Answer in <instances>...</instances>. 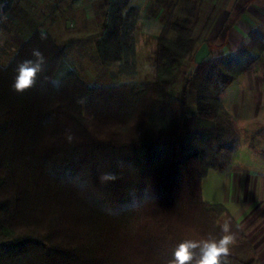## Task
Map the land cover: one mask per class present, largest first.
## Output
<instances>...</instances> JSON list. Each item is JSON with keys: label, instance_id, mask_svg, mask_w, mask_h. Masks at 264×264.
<instances>
[{"label": "trees", "instance_id": "obj_1", "mask_svg": "<svg viewBox=\"0 0 264 264\" xmlns=\"http://www.w3.org/2000/svg\"><path fill=\"white\" fill-rule=\"evenodd\" d=\"M171 12L175 34L157 37L148 81L135 78L140 7L131 0H111L94 42L111 85L88 83L69 45L42 29L0 62V264H170L180 242L219 238L225 221L236 234L227 264L259 263L236 215L206 200L203 182L232 166L240 136L223 94L264 56V34L259 53L248 41L197 64L199 15ZM33 49L45 69L16 92L15 69Z\"/></svg>", "mask_w": 264, "mask_h": 264}, {"label": "rangeland", "instance_id": "obj_2", "mask_svg": "<svg viewBox=\"0 0 264 264\" xmlns=\"http://www.w3.org/2000/svg\"><path fill=\"white\" fill-rule=\"evenodd\" d=\"M196 1L198 3H195L193 8L191 6L189 8V5H191L189 3L191 2L190 0H153L149 10L153 14H158L160 6L166 7L165 10H162L160 17L157 15L164 26L161 34L165 33L168 36H173L175 32L169 24V16L172 15L171 10L174 9L175 4L186 3L188 5L187 9L183 6V10L177 12V14L183 16L188 11H192V13L194 11V14L199 15V22L194 31L198 48L201 46L202 41L205 40L209 48L211 47L210 50L213 51L211 56L220 59L222 55L228 53L223 52L221 49L226 41L227 28L233 25L234 17L232 16V11L230 12L231 15L225 10V0H213L215 9H213L214 11L209 10L211 12L208 14L207 10L211 2L208 3L207 0ZM110 2L111 0H0V8L2 9L7 3L9 4L6 14L0 15V62L6 64L10 60L12 53L17 49L12 47L16 44L14 40L19 41L25 36L23 35L19 39L16 35L15 39L14 33L21 31L22 34V30L37 28L44 24L45 27L43 28L47 27V29H50L52 27V34L55 38L69 45L68 54L77 62L80 72L88 83L92 85L113 84L114 81L110 71L107 72V68L99 63L94 47L95 40L102 33V24ZM184 3L181 5H184ZM55 5L59 7L58 10L53 8ZM211 21L213 22V27H221L220 31L210 32L204 37L199 30H203V26ZM255 31L253 30V35L245 42L249 41L250 46L259 53L261 52L259 47L261 39L259 33ZM261 33L263 34V32ZM155 46L156 42L154 48ZM150 56L149 51L145 50L137 58L136 80L148 81L153 78V60L149 59ZM190 66L191 63L187 61L185 70H189ZM183 83L184 81L175 86L172 92L178 96H183ZM241 89H247L248 91L245 94L237 92L241 91ZM226 93L228 94L225 96ZM188 95L186 96L188 110L195 112L196 104ZM223 100L230 117L233 118L238 128L240 136V142L237 145L236 155L232 164H241L248 173H255L259 177L264 176V56H260L258 61L248 71L241 74L228 86L223 94ZM242 102L246 104L239 105ZM223 176V173L214 171V174L204 180L206 193L204 197L206 200L220 198L222 191L220 190L221 187L218 186V182L222 180ZM229 209L234 213L232 208L229 207ZM238 220L254 244L260 259L258 264H264V210L263 213L249 211L245 219Z\"/></svg>", "mask_w": 264, "mask_h": 264}, {"label": "crops", "instance_id": "obj_3", "mask_svg": "<svg viewBox=\"0 0 264 264\" xmlns=\"http://www.w3.org/2000/svg\"><path fill=\"white\" fill-rule=\"evenodd\" d=\"M190 1L191 2L189 3H191V5H189V8L190 6L193 8L195 3H198V1L196 0L195 2L194 0H190ZM212 1L213 0H207L208 3L211 2V5L207 10L208 14L211 11H214L213 9H215V4H213ZM263 1L264 0H225V5H224L226 7L225 10L228 11L229 13L232 11L233 15L231 13L230 14L234 17V19H233V25L227 28L226 41L223 45V48L221 49L223 50V52L226 53V52L237 51V49L243 44V42H245L247 39H250V37L253 35V30H256L259 34L261 32H263L264 34V3H262ZM131 2L132 4L140 7L139 22L136 29V47L138 51V58L140 57V54L142 52L148 50L149 53L151 54L149 59H152L151 57L156 42V38L164 30V26L161 22V19L158 17H160L162 10L163 9L165 10L166 7L160 6L159 7L160 14L159 13L153 14L152 11L150 12L149 10L151 8L150 7L151 4H153V0H131ZM181 4L178 5L175 4L174 9L171 11H174L177 14V12H181L183 10V6H185V8L187 9L188 5L186 3H184V5ZM53 8L58 10L59 7L55 5V7ZM209 10L211 11L209 12ZM6 12L7 10L0 8V15L6 14ZM43 27H45V25L41 24L40 27L37 28H29L22 30V34L21 31L18 32L19 34L17 32L16 34L14 33L15 39H16V35L18 36L19 39H21L23 35L25 36L23 39L19 41L14 40L17 45L15 44L12 47H15L17 49L22 47L25 41L38 29L46 30L52 34L53 31L52 27L50 29H47V27L46 28ZM220 28H217V26L213 27V22L211 21L203 26V30L201 29L199 31H201L202 35H204L205 37L207 36V34H210V32L211 33L215 31L219 32ZM204 42L206 41L203 40L202 43ZM14 53H12V56ZM211 54H213L212 50L210 55ZM247 91H248L247 89H241V91H237V92H243V94H245V92ZM227 94L228 93H226L225 96ZM241 104H246V103L242 102L239 105ZM219 173L221 174L223 173L224 175L222 180L218 182V186L221 187L220 190L222 191V194L220 198L218 199L211 198L208 201L225 203L228 207L234 210V214L236 215V217L242 220L248 216L249 211L251 212L254 211L255 213L256 212L263 213L264 176L259 177L255 173H251V174L248 173V171H246V169L241 164H232L230 169ZM211 174H214V171L210 172L208 176H210ZM207 178H205V180ZM203 195L206 196L204 182H203Z\"/></svg>", "mask_w": 264, "mask_h": 264}, {"label": "clouds", "instance_id": "obj_4", "mask_svg": "<svg viewBox=\"0 0 264 264\" xmlns=\"http://www.w3.org/2000/svg\"><path fill=\"white\" fill-rule=\"evenodd\" d=\"M45 65L46 58L43 53L39 49H33L31 58L21 61L15 69L13 90L22 93L34 87ZM69 139L71 140L72 137L69 136ZM116 179L114 173H104L101 176L102 181H115ZM221 233L219 238L183 240L177 245L174 251V261L170 264H192L197 249H199V259L196 264H227L230 246L236 242V234L231 230L230 221L222 224Z\"/></svg>", "mask_w": 264, "mask_h": 264}, {"label": "water", "instance_id": "obj_5", "mask_svg": "<svg viewBox=\"0 0 264 264\" xmlns=\"http://www.w3.org/2000/svg\"><path fill=\"white\" fill-rule=\"evenodd\" d=\"M211 53L209 45L207 42L201 44L194 55V62L200 64L203 62L205 58H207Z\"/></svg>", "mask_w": 264, "mask_h": 264}, {"label": "built area", "instance_id": "obj_6", "mask_svg": "<svg viewBox=\"0 0 264 264\" xmlns=\"http://www.w3.org/2000/svg\"><path fill=\"white\" fill-rule=\"evenodd\" d=\"M91 1H103V0H91Z\"/></svg>", "mask_w": 264, "mask_h": 264}]
</instances>
